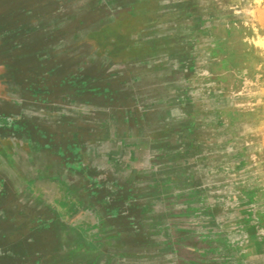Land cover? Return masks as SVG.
I'll use <instances>...</instances> for the list:
<instances>
[{"label": "rangeland", "instance_id": "1", "mask_svg": "<svg viewBox=\"0 0 264 264\" xmlns=\"http://www.w3.org/2000/svg\"><path fill=\"white\" fill-rule=\"evenodd\" d=\"M5 15L2 111L30 123L0 135L10 187L0 199V264L8 247L10 264H102L65 251L48 187L92 196L67 169L73 156H58L76 147L105 185L115 180L89 157L112 130L165 139L156 155L131 150L121 165L174 166L214 211L208 241L202 232L182 239L215 251L206 259L178 246V257L264 264V0H0ZM51 67L78 74L81 87L59 84Z\"/></svg>", "mask_w": 264, "mask_h": 264}, {"label": "crops", "instance_id": "2", "mask_svg": "<svg viewBox=\"0 0 264 264\" xmlns=\"http://www.w3.org/2000/svg\"><path fill=\"white\" fill-rule=\"evenodd\" d=\"M0 69L2 70L1 58ZM1 85L2 74H0ZM1 100L0 95V115H2ZM117 132L112 130L110 136L106 137L105 149L100 143V145L94 144L89 157L94 158L98 163H105L111 174L116 175L115 187L118 186L117 189L123 187L127 195L124 199L119 197L123 209L119 210L113 205L105 208L104 203L92 196L82 195L81 199H77L57 181L50 187L44 184L37 185L39 191H44L48 187L51 193L49 201H52L59 230L62 237L68 238L71 244L65 251L83 254L85 258L90 254L102 264H138L139 262L150 264L145 260L150 257H158L164 264H212L207 260L201 261L198 257L186 259L176 255L184 251L179 247H186V252L196 256L206 255V259L210 252L215 251L211 250L210 246L199 249L190 244L185 245L182 239H192L199 235V232H202V235L205 234L204 232L207 234L209 222L216 219L214 211L206 212L205 199L196 192L199 187L196 189L194 182L186 179L183 171L174 166L164 168L149 165L139 170L135 166H127L128 164L121 165L124 155L131 156V150L134 154L148 152L152 155L154 152L156 155L161 148H164L162 143L165 139L155 145L156 139L150 136ZM151 133L154 135L153 132ZM1 140L2 137L0 143ZM0 157H2L1 146ZM0 176H2L1 158ZM79 187L81 192L83 189ZM136 238H142V243H137ZM204 238L207 240L208 235H204ZM171 241L173 244L170 243ZM172 252L176 257L174 263L167 260V253ZM150 254L152 256H149Z\"/></svg>", "mask_w": 264, "mask_h": 264}, {"label": "water", "instance_id": "3", "mask_svg": "<svg viewBox=\"0 0 264 264\" xmlns=\"http://www.w3.org/2000/svg\"><path fill=\"white\" fill-rule=\"evenodd\" d=\"M4 15V14H2ZM6 16V17H5ZM4 19L2 18V20L0 19V24H2L5 20H7V16L5 15ZM3 17V16H2ZM6 35V33H4V36ZM2 33L0 32V39H2ZM7 37V36H6ZM10 37V36H9ZM7 37V38H9ZM30 123V121L28 122V120H24L23 117L19 116L18 114L14 115V114H8L4 111H2V115H0V135L3 132H8V131H13L18 133L20 132V130L24 129L25 124ZM19 125V126H18ZM72 155L73 159L72 161H66V165L68 166V171H72L80 176H82L87 182L88 184H90V188H89V192L92 194V198H97L98 201H100L101 203L105 204V208L113 205V207H118V209L120 210V208L123 209V204L122 201L119 199V197H122V199L125 198L126 192L125 189L122 188H118L115 187V183L117 181H115L114 179H112L107 185H105V183H103L101 180V173L100 171H96L95 168H93L90 164H87V162L85 161V157H84V152H82V150L78 147H76L73 150H63L60 149L58 151V156L63 160V162H65L64 156L66 155ZM116 188V189H115ZM8 189H10V187L7 184L6 179L3 176H0V199H6L8 197V194H10V192L8 191ZM117 190V191H116ZM3 209V208H2ZM121 209V211H122ZM7 249V248H6ZM14 253V251L10 250V248L8 247V249L2 253V263L4 264H10L9 261L12 258L11 255Z\"/></svg>", "mask_w": 264, "mask_h": 264}, {"label": "bare ground", "instance_id": "4", "mask_svg": "<svg viewBox=\"0 0 264 264\" xmlns=\"http://www.w3.org/2000/svg\"><path fill=\"white\" fill-rule=\"evenodd\" d=\"M19 6V5H18ZM54 68V67H53ZM52 67L51 68H48V69H46L45 71H47L46 73H56V72H60V76H59V84H63L64 82H70L71 84H72V86H74V88L76 87V88H78V87H81L80 85H82L81 84V80H80V77L78 76V74H68V73H64L63 71H66V70H63V69H58V68H56V69H58L57 71H56V69H53ZM45 71H43V72H45ZM78 73V72H77ZM53 80V79H52ZM49 86H51L50 84L48 85V88H49ZM52 87V86H51ZM47 88V89H48ZM49 90V89H48ZM33 93V98H37L36 96L37 95H39V93L38 92H35V95H34V92H32ZM39 101H41V100H39ZM19 126V125H18Z\"/></svg>", "mask_w": 264, "mask_h": 264}]
</instances>
